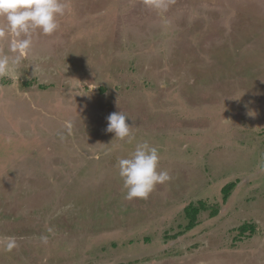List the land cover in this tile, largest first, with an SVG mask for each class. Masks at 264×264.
I'll return each mask as SVG.
<instances>
[{
	"label": "rangeland",
	"instance_id": "rangeland-1",
	"mask_svg": "<svg viewBox=\"0 0 264 264\" xmlns=\"http://www.w3.org/2000/svg\"><path fill=\"white\" fill-rule=\"evenodd\" d=\"M65 2L0 77V264H264V0ZM143 141L172 180L127 200Z\"/></svg>",
	"mask_w": 264,
	"mask_h": 264
},
{
	"label": "clouds",
	"instance_id": "clouds-1",
	"mask_svg": "<svg viewBox=\"0 0 264 264\" xmlns=\"http://www.w3.org/2000/svg\"><path fill=\"white\" fill-rule=\"evenodd\" d=\"M68 5L65 0H0V41L8 40V49L14 55L0 54V77L7 74L9 66L19 65L31 52L33 34L39 30L51 36L60 28L58 17L65 15ZM106 131L115 138L133 143L135 136L132 124L126 122L132 117L123 111L111 113L107 118ZM70 132L71 121L65 122ZM63 139V133H58ZM159 149L148 141L137 142L128 157L118 160L119 176L127 189L125 199H148L158 184L172 180L167 170L160 169ZM16 246L15 240L6 244L8 251Z\"/></svg>",
	"mask_w": 264,
	"mask_h": 264
},
{
	"label": "trees",
	"instance_id": "trees-1",
	"mask_svg": "<svg viewBox=\"0 0 264 264\" xmlns=\"http://www.w3.org/2000/svg\"><path fill=\"white\" fill-rule=\"evenodd\" d=\"M230 189H231V186L228 184L227 186L223 188V193L227 196ZM201 207H203V202L200 203V206L198 207H195L192 204H189L187 207H185V213H186V216L188 217V224L185 227L186 229H191L195 225L196 216ZM215 213H216V210H213L211 212V215H214ZM246 229H249L251 232H253L254 227L252 224L244 223L243 225H241L240 233H243Z\"/></svg>",
	"mask_w": 264,
	"mask_h": 264
}]
</instances>
